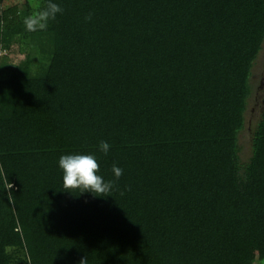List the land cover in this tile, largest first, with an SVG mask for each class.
<instances>
[{
    "label": "trees",
    "instance_id": "obj_1",
    "mask_svg": "<svg viewBox=\"0 0 264 264\" xmlns=\"http://www.w3.org/2000/svg\"><path fill=\"white\" fill-rule=\"evenodd\" d=\"M10 1L0 264H247L264 249V106L247 161L240 143L264 0H52L63 12L36 32L24 18L48 0ZM65 154L95 155L111 194L64 190Z\"/></svg>",
    "mask_w": 264,
    "mask_h": 264
},
{
    "label": "clouds",
    "instance_id": "obj_2",
    "mask_svg": "<svg viewBox=\"0 0 264 264\" xmlns=\"http://www.w3.org/2000/svg\"><path fill=\"white\" fill-rule=\"evenodd\" d=\"M37 8L32 15L24 18V25L29 32L46 30L50 20H55L58 13L63 9L57 4L48 0L44 7L35 5ZM90 13L86 19L90 20ZM110 145L106 141L100 142V149L107 154ZM59 167L63 172V189L73 193L91 192L97 196H106L111 194L114 181L105 182L99 175L100 165L92 154H65L59 158ZM112 171L115 179L118 180L123 174V169L113 165ZM80 264H86V258L80 261Z\"/></svg>",
    "mask_w": 264,
    "mask_h": 264
},
{
    "label": "rangeland",
    "instance_id": "obj_3",
    "mask_svg": "<svg viewBox=\"0 0 264 264\" xmlns=\"http://www.w3.org/2000/svg\"><path fill=\"white\" fill-rule=\"evenodd\" d=\"M10 2H12V0ZM252 82L253 95L250 98L249 107L246 113L247 123L240 135V143L242 146L241 157L243 161L249 160L252 155V140L254 129L261 117L264 106V46L254 66ZM245 259L247 261V264H257L260 262L264 263V249H246Z\"/></svg>",
    "mask_w": 264,
    "mask_h": 264
}]
</instances>
